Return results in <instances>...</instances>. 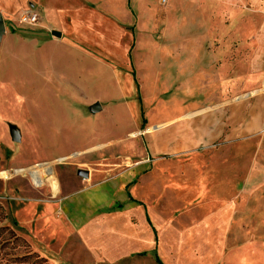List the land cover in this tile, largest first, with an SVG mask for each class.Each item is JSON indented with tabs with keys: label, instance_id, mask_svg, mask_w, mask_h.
I'll list each match as a JSON object with an SVG mask.
<instances>
[{
	"label": "crops",
	"instance_id": "0c3cea01",
	"mask_svg": "<svg viewBox=\"0 0 264 264\" xmlns=\"http://www.w3.org/2000/svg\"><path fill=\"white\" fill-rule=\"evenodd\" d=\"M112 2L0 0L5 26L0 47L11 40L29 44L51 61L43 64L46 74L34 63L35 75L63 87L64 97L98 103L100 113L105 103L119 101L123 112L133 116L126 135L116 141L134 145V160L129 166L117 164L111 177L74 195L63 194L55 203L67 209L58 219L60 230L77 233L96 264H243L248 253L263 257L264 144L257 138L264 130V95L237 90L231 95L234 87L243 86L230 71L232 22L244 35L253 18L240 11L233 21L231 10L223 9L221 24L211 11L206 33L183 35L174 53L173 46L144 53L136 65L149 74L141 76L132 61L139 39L127 26L132 7L129 0L126 7ZM194 3L211 6L210 1ZM26 10L38 15L32 27L14 19ZM263 37L264 29L256 39ZM156 51L164 57L155 58ZM95 74L99 92L93 95L87 88L89 75ZM148 75V86L160 87L161 110L168 109L155 123L141 120V102L139 115L131 110L122 89L128 87L132 95L137 79L142 85ZM143 124L141 148L129 137L140 134L135 131ZM87 172L89 181L95 172Z\"/></svg>",
	"mask_w": 264,
	"mask_h": 264
},
{
	"label": "rangeland",
	"instance_id": "374dc122",
	"mask_svg": "<svg viewBox=\"0 0 264 264\" xmlns=\"http://www.w3.org/2000/svg\"><path fill=\"white\" fill-rule=\"evenodd\" d=\"M127 1L113 0L112 5L126 7ZM194 1L129 0L133 14L127 26L135 29L139 39L138 44L134 43L137 50L132 53L137 74H149L145 67L136 65L145 59L144 53L161 46H173L170 51L174 53L182 46L183 35L206 33L211 26V11L221 24L223 9L231 10L233 21L243 11L253 21L244 35L239 33L240 24L232 22L230 71L233 80L243 86L234 87L231 95L239 92L264 95V37L256 39L264 29V0H204L211 3L204 7L192 4ZM222 36L219 41L214 40L215 46L222 45ZM204 42L205 47L209 45L208 41ZM35 53L29 44H16L12 40L0 47V204L22 228L20 235L28 244L22 252H35L45 258L47 264H96L77 233L60 230L58 219L63 220L67 209L55 203L63 194L74 195L87 185L90 187L111 177V170L119 168L117 164L129 166L134 160V145L123 146L116 140L126 135L133 124V116L123 112L119 101L105 103L104 111L96 114L89 111L88 103L70 101L63 96V87L51 85L48 83L51 79L46 81L35 75L34 63H38L40 71L45 70L41 73L45 74L43 64L51 63L48 55L36 53L35 56ZM154 54L155 58L164 57L161 51ZM128 70L131 73L130 65ZM98 73L106 76L105 71ZM96 77V74L89 75L92 84L89 82L91 88L87 89L93 95L99 92L94 84ZM137 81L138 90L135 88L132 95L128 87H121L125 90V101L132 111H138V115L141 106L142 121L162 120L168 109L161 110L160 87L148 86L151 83L149 75L142 85ZM136 112H132L134 116ZM11 127L19 132V142L12 140ZM143 130L144 124L135 131L140 134L133 133V137H129L136 139L141 148L144 147ZM257 139L264 144V130ZM251 157L248 160H252ZM78 170L94 171L95 176L87 181L77 175ZM60 186L61 191L56 192ZM52 203L54 210L48 207ZM247 258L249 261L243 264H264V256L248 253Z\"/></svg>",
	"mask_w": 264,
	"mask_h": 264
},
{
	"label": "trees",
	"instance_id": "16d2710c",
	"mask_svg": "<svg viewBox=\"0 0 264 264\" xmlns=\"http://www.w3.org/2000/svg\"><path fill=\"white\" fill-rule=\"evenodd\" d=\"M21 231L22 228L0 204V264H47V260L37 253L21 251L28 248Z\"/></svg>",
	"mask_w": 264,
	"mask_h": 264
},
{
	"label": "water",
	"instance_id": "95a60500",
	"mask_svg": "<svg viewBox=\"0 0 264 264\" xmlns=\"http://www.w3.org/2000/svg\"><path fill=\"white\" fill-rule=\"evenodd\" d=\"M5 33V26H4V21H3V18H2V15L0 13V43H1V40H2V37ZM52 35L53 36H56V37H59L60 34L57 33V32H52ZM100 110V106L98 103H95L93 105H91L89 107V111H91L92 113H97L99 112ZM11 137H12V140L14 142H19L20 141V135H19V132L14 128V127H11ZM77 175L82 177V178H87L88 177V172L85 171V170H78L77 171Z\"/></svg>",
	"mask_w": 264,
	"mask_h": 264
},
{
	"label": "built area",
	"instance_id": "2783aa9c",
	"mask_svg": "<svg viewBox=\"0 0 264 264\" xmlns=\"http://www.w3.org/2000/svg\"><path fill=\"white\" fill-rule=\"evenodd\" d=\"M14 19L21 27H32L38 22V15L32 10H26L17 14Z\"/></svg>",
	"mask_w": 264,
	"mask_h": 264
}]
</instances>
